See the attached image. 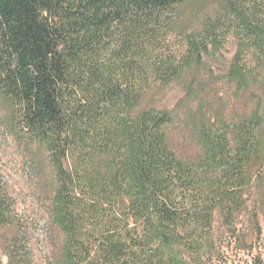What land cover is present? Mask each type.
I'll return each instance as SVG.
<instances>
[{
  "label": "trees",
  "instance_id": "trees-1",
  "mask_svg": "<svg viewBox=\"0 0 264 264\" xmlns=\"http://www.w3.org/2000/svg\"><path fill=\"white\" fill-rule=\"evenodd\" d=\"M184 1L0 0V91L19 128L47 154L48 175L36 168L35 176L53 185L44 264H213L220 237L238 250L248 244L244 230L260 238L259 99L232 122L190 111V156L170 143L171 110H138L150 78L165 83L183 72L180 60L150 46ZM225 5L239 40L226 78L241 91L253 77L246 53L264 70V23L240 0ZM191 44L190 68L219 49ZM21 221L0 181V264L1 255L6 264H34L19 241ZM253 264H263L259 254Z\"/></svg>",
  "mask_w": 264,
  "mask_h": 264
},
{
  "label": "rangeland",
  "instance_id": "rangeland-1",
  "mask_svg": "<svg viewBox=\"0 0 264 264\" xmlns=\"http://www.w3.org/2000/svg\"><path fill=\"white\" fill-rule=\"evenodd\" d=\"M240 1L248 12L264 23V0ZM225 2L184 1L174 8L167 18V26L150 46L161 47L158 53L163 58L169 57L175 62L180 60L183 72L165 83L150 78L138 110L167 109L174 113V122L168 128L169 139L182 156L193 155L196 150L189 123L190 111L202 108L211 121L218 119L219 122H232L247 113L259 99L264 113V70L257 68L250 52L244 55V63L253 73L248 87L238 91L226 78L228 67L239 47V40L232 22L224 12ZM193 39L206 41L207 47L219 49L204 54L202 65L190 68L185 64V56L187 47H192ZM46 155L44 149L19 128L15 106L0 91V181L13 199L15 213L22 220L19 241L32 252L34 264H44L46 251L44 226L48 202L45 195L49 194L53 185L47 177L40 178L34 174V169L38 168V171L47 170L48 175ZM250 192L249 210L255 207L253 195L258 191L253 187ZM259 224V239L244 230L247 231L248 244L243 250L235 249L233 243L228 244L223 236L220 237L222 254L213 264H253V257L257 254L264 264L262 207L259 208ZM214 229L217 236L225 232L218 221H215ZM1 261L6 264L4 255H1Z\"/></svg>",
  "mask_w": 264,
  "mask_h": 264
}]
</instances>
